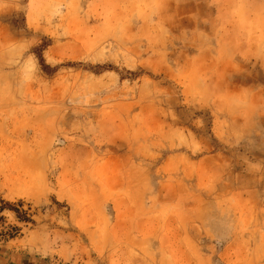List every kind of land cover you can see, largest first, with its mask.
Listing matches in <instances>:
<instances>
[{"label":"rangeland","instance_id":"374dc122","mask_svg":"<svg viewBox=\"0 0 264 264\" xmlns=\"http://www.w3.org/2000/svg\"><path fill=\"white\" fill-rule=\"evenodd\" d=\"M4 244L264 264V0H0Z\"/></svg>","mask_w":264,"mask_h":264},{"label":"crops","instance_id":"0c3cea01","mask_svg":"<svg viewBox=\"0 0 264 264\" xmlns=\"http://www.w3.org/2000/svg\"><path fill=\"white\" fill-rule=\"evenodd\" d=\"M225 10H228V9L226 8ZM6 247H8L7 244H4L3 246H1L0 264H55L54 262H49L45 260H36V258H32V255L29 251H25L26 253L25 256L28 254L27 256L29 257H27V260L25 261V263H22L21 261H19L17 257H15L14 250L7 251V249H5ZM6 254H8L7 255L8 257L6 256Z\"/></svg>","mask_w":264,"mask_h":264},{"label":"trees","instance_id":"16d2710c","mask_svg":"<svg viewBox=\"0 0 264 264\" xmlns=\"http://www.w3.org/2000/svg\"><path fill=\"white\" fill-rule=\"evenodd\" d=\"M10 209H12V210H14V211H16L17 213L19 212L17 209H14L13 207H11V206H8ZM19 214V213H18ZM19 217H20V215H19ZM21 218V217H20ZM26 220H29V219H26Z\"/></svg>","mask_w":264,"mask_h":264}]
</instances>
